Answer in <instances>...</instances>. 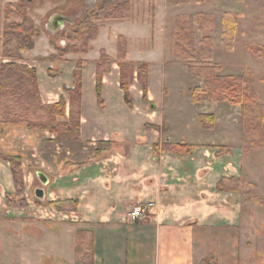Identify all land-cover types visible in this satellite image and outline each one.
<instances>
[{"label": "crops", "instance_id": "obj_1", "mask_svg": "<svg viewBox=\"0 0 264 264\" xmlns=\"http://www.w3.org/2000/svg\"><path fill=\"white\" fill-rule=\"evenodd\" d=\"M174 17L168 44L156 23L151 48L141 46L144 27L131 19L114 21L123 27L114 31L111 42L101 38L100 27L94 42L101 45L80 53L83 75L78 139L60 140L49 130L22 123L0 124V224L9 221L44 229L45 260L84 264L75 256L80 230L94 234V264H256V254L264 253V234L260 232L264 223L255 217L264 207L248 202L243 187L222 190L218 186L223 178L255 181L249 162L254 150H246L241 106L214 100L193 102L191 90L203 86L196 76H192V86L178 88L176 98L170 96L168 68H174L171 64L176 61L171 56ZM120 35L128 40L127 59L148 64V96L144 97L142 84L135 77L130 85L132 102H126L120 67L115 62L103 75L100 104L97 62L102 50L117 58ZM147 49L152 55L160 54L158 62L144 57L141 52ZM24 52L42 54L36 43ZM54 64L57 69L60 66L58 75L35 65L41 96L48 104L58 102L62 95L68 99L65 89L74 82L75 67L66 71L56 58ZM218 108L226 111L220 113ZM202 114L214 115L212 129L204 127ZM68 118L69 103L63 120ZM181 143L192 145V152L163 150L165 144ZM8 157L21 158L26 190L38 178L37 171L46 174L44 202L77 200V209L69 212L76 214L75 218L64 222L19 217L20 207L7 203V196L16 191ZM33 164H41L44 170L31 172ZM137 204L146 206L148 214L132 220L129 212ZM21 238L18 245L32 241L26 234Z\"/></svg>", "mask_w": 264, "mask_h": 264}, {"label": "trees", "instance_id": "obj_2", "mask_svg": "<svg viewBox=\"0 0 264 264\" xmlns=\"http://www.w3.org/2000/svg\"><path fill=\"white\" fill-rule=\"evenodd\" d=\"M27 0L10 2L4 6L3 56L11 59L0 66V123H22L29 128L49 130L58 139L73 140L80 137L81 104H82V69L83 61L77 63L74 71V85L67 88L68 99L62 95L56 103H45L41 97L38 71L21 61L22 53L35 46V37L40 34L34 18L28 11ZM194 0H175L176 4L190 3ZM198 3L212 0H195ZM133 0H104L100 6L81 21L76 29L69 34L73 40L64 48L59 49L61 55L70 53H86L91 49L90 42L97 38L99 21L127 20L133 15ZM18 16L21 21L11 20ZM240 13L225 12L222 15V45L226 51H233L239 26ZM173 54L178 61L187 63L191 76L203 78L204 85L191 90L193 102L228 101L232 105L242 107V129L248 139L247 151L264 148V109L261 94L255 86L254 73L248 70L245 75H222L221 65L214 63V30L215 18L211 13H182L174 19ZM118 54L114 59L102 50L96 70V87L100 104L102 99V78L112 70L116 62L120 67V85L124 90L125 100L132 102L130 85L134 78L140 81L144 97L148 96V64L132 62L127 59L128 40L120 35L117 41ZM257 56L264 55L254 45L248 46ZM264 52V51H263ZM69 103V118L66 116ZM200 119L207 129L215 124L213 114H202ZM160 144H155L156 151ZM192 145L165 144L163 150L179 153H191ZM12 164L16 191L7 196L11 206H26V190L22 172V162L19 157H8ZM222 190H239L244 188L247 201L264 204L257 194V185L240 178H223L219 182ZM42 202V201H39ZM46 202V201H45ZM44 202V203H45ZM59 211H74L78 207L77 200L50 202ZM76 259L84 264H94V234L91 231L80 230L76 235ZM204 264H217L205 261Z\"/></svg>", "mask_w": 264, "mask_h": 264}, {"label": "rangeland", "instance_id": "obj_3", "mask_svg": "<svg viewBox=\"0 0 264 264\" xmlns=\"http://www.w3.org/2000/svg\"><path fill=\"white\" fill-rule=\"evenodd\" d=\"M17 1L18 0H0V66L3 62L12 61L3 56L2 50L5 21L4 6L7 3ZM103 1L104 0H27L28 11L41 31V37L36 36L34 39L38 50L41 51L42 54L37 56L35 52L29 53L23 51L21 61L31 67H35V65L38 64L45 70L50 69L49 71L52 73L55 72L56 75H58V72H60V66H58V70L57 66L54 64V58H56L58 61L62 62L66 71L68 67H75L76 70L78 68L77 63L82 61L83 55L80 53H70L65 55V57L59 53V49L74 43L73 40L69 38V34L73 29H76L79 26L81 21L91 12V10L100 6ZM132 5L133 15L130 18L131 21H133L134 24L138 23L144 27V35L141 45L143 48H151L154 44L156 23L161 27L160 29L163 35L162 39L168 44L170 22L176 14H195L198 12L213 14L215 18L214 63L221 65L222 75H245L248 70H252L254 73L255 86L261 94L262 106L264 109V55L257 56L248 47L249 45H254L257 47V50L262 51L264 54V0H212L201 3L194 0L190 3H182L180 5L176 4L175 0H133ZM158 10L160 11L159 18L157 17ZM225 12L240 13L242 15L239 20L236 43L233 51H226L222 45L221 20L222 15ZM55 13L72 17L74 23H66L65 27L57 34L51 35L47 30V27L50 23L51 15ZM11 20L21 21V18L14 16ZM114 21L115 20H105L97 22L102 29L101 38L105 39L107 42L112 41L114 31L119 32L123 27L121 26V22ZM127 27L129 30H132L131 25H128ZM90 44L91 49H93L94 46L98 47L101 45V42L98 41L95 44L94 40H92ZM150 51V49L142 50L141 53L144 54L145 58H149V60L153 62H158L160 54L156 52L157 54L155 53L152 55ZM171 56L172 59H174L172 50ZM173 61L174 62H172L173 64L171 65H175L174 68H170V70L168 68V87L170 96L176 98L178 88L192 86L195 78L189 74L186 62L178 60ZM52 73H50V76L54 77ZM198 78L204 85L203 78ZM65 90L67 91V88ZM234 106L240 107L241 105ZM218 110L220 113L226 111L225 108H218ZM246 140L248 141L247 138ZM251 150H254V152L249 156L251 158L249 162L251 163V167L254 168L252 177L255 181H246L257 185L256 192L264 200V148L250 149L249 151ZM6 159L9 161L12 169L10 159ZM35 169L44 170V166H41V164H33V168L30 169V171L32 172ZM24 184L26 190L25 179ZM31 184L32 187H30V189L27 188L26 190L28 204L26 206H13L20 207V211H18L20 215L19 217H26L28 219L39 218L43 221L44 219L50 221L62 219L64 222L65 220L75 218L74 216H76V214L70 215V211L62 212L48 202H39L41 200L35 196L34 189L41 187L42 184L38 178H34ZM29 201L31 207H29ZM259 205L264 207V204ZM60 213L61 215H59ZM255 217L259 222L264 223V210H260L256 213ZM22 224L24 225V223ZM23 225L19 226L15 222L13 224L9 221L0 224V264H56L55 261H53V263L44 259V229L40 230V228L38 229L35 227L29 229ZM260 232L264 234V226ZM23 234H26L32 239V241H29L30 244L18 245V240L22 239L21 236ZM255 258L256 264L264 263V253L260 252V254H256ZM65 264L68 263L65 262Z\"/></svg>", "mask_w": 264, "mask_h": 264}, {"label": "water", "instance_id": "obj_4", "mask_svg": "<svg viewBox=\"0 0 264 264\" xmlns=\"http://www.w3.org/2000/svg\"><path fill=\"white\" fill-rule=\"evenodd\" d=\"M65 22L70 23L72 22L69 18V16H66L64 14L55 13L51 15L50 23L47 27V30L51 35L57 34L60 30H62L65 26ZM39 181L41 182L42 186L37 187L35 189V196L40 199L41 201L45 200L46 193L44 187L48 183V177L43 171H37L36 173Z\"/></svg>", "mask_w": 264, "mask_h": 264}, {"label": "built area", "instance_id": "obj_5", "mask_svg": "<svg viewBox=\"0 0 264 264\" xmlns=\"http://www.w3.org/2000/svg\"><path fill=\"white\" fill-rule=\"evenodd\" d=\"M148 214L147 207L144 205L137 204L129 212V217L132 220L146 218Z\"/></svg>", "mask_w": 264, "mask_h": 264}, {"label": "flooded vegetation", "instance_id": "obj_6", "mask_svg": "<svg viewBox=\"0 0 264 264\" xmlns=\"http://www.w3.org/2000/svg\"><path fill=\"white\" fill-rule=\"evenodd\" d=\"M69 18H70V20L72 21V22H70V23H74V19H73L72 17H70V16H69ZM66 23H67V22H65V25H66ZM64 27H65V26H64Z\"/></svg>", "mask_w": 264, "mask_h": 264}]
</instances>
